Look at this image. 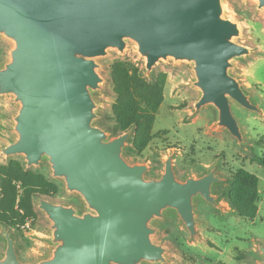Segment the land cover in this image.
<instances>
[{
    "label": "water",
    "instance_id": "water-1",
    "mask_svg": "<svg viewBox=\"0 0 264 264\" xmlns=\"http://www.w3.org/2000/svg\"><path fill=\"white\" fill-rule=\"evenodd\" d=\"M264 10V0H254ZM241 27L224 0H0V38L9 42L0 62V96L14 106L11 137L0 145L6 159L25 168L45 165L48 179L79 204L36 195L44 215L46 254L23 260L7 225L0 264H170L155 239L160 221L175 214L191 239L197 204L222 209L219 161L179 177L174 151L162 170L126 157L133 127L114 134L100 124V59L133 46L151 79L160 62L184 63L196 90L194 112L209 108L213 126L250 150L232 104L261 109L233 73L252 49L237 38ZM264 264V245L257 244Z\"/></svg>",
    "mask_w": 264,
    "mask_h": 264
},
{
    "label": "rangeland",
    "instance_id": "rangeland-1",
    "mask_svg": "<svg viewBox=\"0 0 264 264\" xmlns=\"http://www.w3.org/2000/svg\"><path fill=\"white\" fill-rule=\"evenodd\" d=\"M224 5L227 15L241 27L237 41L252 49L246 57L235 62L233 73L251 92L262 113L258 115L244 110L235 103L231 107L234 116L240 120L251 149L241 148L233 137L215 128L209 108L194 112L193 102L197 94L189 85L192 73L186 64H174L170 60L157 64L151 73V79L159 71L167 75L163 101L155 114L151 130L152 137L141 152L126 151L129 161L144 162L150 166L148 175L162 170V159L171 151L175 152L172 162L179 177L199 174L219 161L218 173L224 181L216 188L223 208L199 202L197 234L191 239L175 214L170 213L160 221L155 239L167 247L170 264H251L260 260L257 244L264 245V194H261L257 213L252 219L238 216L222 195V190L237 168H244L259 176V188L264 185V166L253 159L254 156L264 157V10L257 9L254 0H224ZM9 45L7 40L0 38V62L5 59ZM114 60L135 63L140 69L143 60L131 45L122 54L111 50L100 59L99 73L103 77L101 90L97 94L102 114L100 124L118 134L120 131L114 127L111 112L114 93L109 76V66ZM13 110L9 98L0 96V145L11 137L9 115ZM12 158L20 160L19 157ZM9 159L0 155V164ZM35 170L48 178L45 165ZM55 182L59 190L52 196L44 197L79 204L74 196L61 190L60 181ZM34 204L37 216L33 222L28 220L14 227L7 226L16 242L17 253L23 260H33L47 252L45 236L48 222L37 209L35 197ZM2 232L3 226L0 227V235ZM2 245L0 237V252Z\"/></svg>",
    "mask_w": 264,
    "mask_h": 264
},
{
    "label": "trees",
    "instance_id": "trees-1",
    "mask_svg": "<svg viewBox=\"0 0 264 264\" xmlns=\"http://www.w3.org/2000/svg\"><path fill=\"white\" fill-rule=\"evenodd\" d=\"M109 69L114 93L111 103L114 127L120 132L133 127L128 151L139 153L152 137L155 114L164 97L166 72L159 71L152 79H147L135 63L124 60H114ZM253 159L264 166V157L254 156ZM258 183L259 177L244 168L232 173L222 195L238 216L255 217L261 198ZM58 190L57 182L38 170L25 168L17 158L0 164V227H14L27 220L33 222L37 216L34 197L52 196Z\"/></svg>",
    "mask_w": 264,
    "mask_h": 264
},
{
    "label": "crops",
    "instance_id": "crops-1",
    "mask_svg": "<svg viewBox=\"0 0 264 264\" xmlns=\"http://www.w3.org/2000/svg\"><path fill=\"white\" fill-rule=\"evenodd\" d=\"M259 177V176H258ZM259 182H260V177H259ZM258 188H259V183H258ZM259 191H260V193L262 194H264V185H263V187L262 188H259Z\"/></svg>",
    "mask_w": 264,
    "mask_h": 264
},
{
    "label": "built area",
    "instance_id": "built-area-1",
    "mask_svg": "<svg viewBox=\"0 0 264 264\" xmlns=\"http://www.w3.org/2000/svg\"><path fill=\"white\" fill-rule=\"evenodd\" d=\"M27 221H28V220H27ZM27 221H26V222H27Z\"/></svg>",
    "mask_w": 264,
    "mask_h": 264
}]
</instances>
